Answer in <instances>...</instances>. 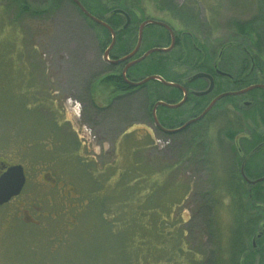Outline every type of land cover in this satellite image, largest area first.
Segmentation results:
<instances>
[{"label":"rangeland","instance_id":"rangeland-1","mask_svg":"<svg viewBox=\"0 0 264 264\" xmlns=\"http://www.w3.org/2000/svg\"><path fill=\"white\" fill-rule=\"evenodd\" d=\"M137 1L133 0L132 7L139 14L170 21L168 15L155 9L152 1ZM171 1L175 5L189 4L195 19V26L172 23L178 29L175 33L179 36L182 31L185 36L189 33L198 48L205 52L208 49L214 55L231 39L236 48L244 47V39L236 35L234 25L259 13L260 3V0H214L213 5L207 0ZM27 2L41 11L39 16L16 17L15 12L4 11L7 17H3L2 7L7 0H0V162L20 165L26 175L20 193L0 205V264H171L154 248L171 244L167 235L157 238L151 233L154 229L137 228L135 194L130 196L124 184L119 183L120 176L134 163L132 154L138 147H147L141 156L156 168L180 158L171 178L189 185V195L182 199L180 207H173L175 216L168 223L170 227L179 224L180 230H186L185 242L194 250L200 245L204 256L180 253L174 262L192 264L194 259L201 264L207 259V252L216 248L225 256L232 204L218 182L229 178L226 164L235 166L231 143L224 138L229 122L223 119L224 108L232 107L233 103L223 102L214 110L211 123L216 124L206 130L205 137L193 139L188 135L198 130L194 124L187 131L168 137L145 124L131 125L142 118L139 113H134V117L123 115V100L119 101L120 106L115 103V112L107 108L100 111L87 93L91 87L94 102L106 105L109 89L98 80L106 71L100 49L102 29L90 25L67 0L55 10H44L42 5H49L47 0ZM253 2L256 4H250ZM10 19H17V28L8 24ZM158 41L162 46L169 42L162 35L155 42ZM175 52L181 55L182 50L176 48ZM156 55H150L147 61ZM176 63L168 73L164 68L158 70L163 76L165 73L178 76L183 68L188 71L186 76L195 73L189 67L182 68L179 61ZM145 66L138 65L131 73L132 78L139 79L147 71H153ZM215 79L216 94L231 88L221 78ZM153 85V81L147 83L149 87ZM141 94L138 92L130 99L132 109L137 110L141 104ZM251 99L252 96L246 95L236 102L242 105V101ZM185 110L176 117L189 113ZM44 119L54 120V128L49 129L51 125ZM263 131L257 130L262 134ZM245 133L249 134L246 127L242 134ZM189 145H194L195 150L196 145H207V151L209 148L211 152L208 165L201 159V151L191 154L187 150ZM137 164L135 168L140 169L142 161ZM154 176L163 181L162 173ZM211 192L216 195L212 218L217 234L213 242L203 234L195 238L198 234L195 226L201 225L192 219L204 199L213 201L209 197ZM128 215L129 256L121 257L116 253L120 249L118 236L115 240L108 238L107 227L113 225L118 231L124 224L122 216ZM110 217L117 220L112 222ZM245 244L248 245L247 239ZM146 250L148 255H138ZM245 257L238 254L236 261L246 262Z\"/></svg>","mask_w":264,"mask_h":264},{"label":"trees","instance_id":"trees-1","mask_svg":"<svg viewBox=\"0 0 264 264\" xmlns=\"http://www.w3.org/2000/svg\"><path fill=\"white\" fill-rule=\"evenodd\" d=\"M62 1L64 0H47L49 5L42 6H45L44 10H47L48 8L55 10L60 7ZM78 1L89 14L109 25L113 24L115 21L113 17L114 9L124 8L128 11V9H130L129 7H131V5H128L127 1L125 2L122 0ZM167 1L168 0H160V8L168 7V9H170L172 13L177 16L180 23H185L186 26H195L193 21V10L189 4H184L183 7H177L169 2L166 4ZM262 1L263 0H260V3L258 4L259 13H255L254 17L248 21L242 23L236 21L234 25L236 35L244 39L245 45L243 48H236L231 39L229 42L222 44L220 49L214 55L209 52L208 49H205V52L198 48L195 45V41L188 33L184 39L186 50L184 52L182 51L181 55H178V53L175 52L176 49L171 53H156L157 55L153 58V60L145 66V68L149 66L150 70H153L151 73H148L147 71V75H158L165 81L181 83L188 72L183 67H189L191 70L194 67H198L203 72H208V69L211 67H217L216 69L226 73V78H218L227 82L231 87V91H238L254 84H264V4ZM67 2L75 7L90 25H96L85 17L73 1L67 0ZM111 3L116 4L115 7L112 6ZM250 4L256 3L253 2ZM4 11L15 12L16 17H20L24 14L36 17L41 13V11H38V9L29 5L27 0H7V3L3 4L2 7V16L7 17V13L4 14ZM260 15L263 17H260ZM16 22L17 19H15V21L13 19L8 20V24L14 25L15 28H17ZM97 26L105 32L104 28L99 25ZM104 37H106V34H104L102 38ZM178 61L182 66L183 71L180 72L178 76L168 75L167 73L169 72V69L173 68ZM158 68L166 69L167 73L163 71L166 76H163L159 72ZM104 81L107 85L112 84L115 86V84H117L120 88L124 87V82L121 78L114 75L107 76ZM153 82H155V85L150 86L151 90L146 92L148 97L147 100L144 101L145 107L158 100L174 103L180 99L179 90L164 86L162 83L157 81ZM202 82V80L199 81L200 84ZM125 87L128 88L127 86ZM87 95L90 102L93 103L90 99L89 91ZM246 95L252 96L251 101H242V105H238L236 101L239 100L237 99ZM223 102L233 103L232 107L224 108L223 119L225 118V120L229 122V128L227 127L225 130L224 138L231 143L229 148L233 151L235 156V166L229 167L226 164L225 171L228 170L229 178L219 180L218 184L221 185L230 201L229 203L232 204V223L228 236V246L225 249V253H223L225 256H222L221 250L216 248L217 250L214 249L213 252H207V259L202 263L264 264V206L262 207L258 204L255 205V203H261V205H264V181L256 182L259 178L264 177V131L263 134L257 132V130H264V90L257 89L244 95L227 96L222 98V100L217 102L207 114L204 121L199 124L200 127L199 125L195 126L198 130L189 134L188 137L191 136V139H193L194 136H198L199 138H203L202 136L205 137L206 130L209 129L210 126H213V124H216L214 121V123H209L208 126V122H210L211 117H213L214 110L218 109ZM117 103L118 106L119 101ZM127 103H129V99H124V105L121 106L123 115L127 109H130L125 106ZM185 104L186 105H183L175 110L160 108L162 113L161 118H158L160 124L163 127L175 129L181 120V117H176L178 114L185 112V109H187L191 114L193 112L194 114L198 113L206 104V99L203 97H189ZM114 105L115 102H113V104H109L106 107L107 110L109 111L111 109L112 111H116V109H114ZM185 106L188 108H185ZM96 108L103 111V108ZM220 114L221 112H219V115ZM167 117L171 118V120L169 119L170 121H166ZM220 119L222 118L220 117ZM44 120L45 123L51 125L49 129L54 128V120ZM217 120H219V117ZM205 122H207V124L204 127H201ZM245 127L249 134H242ZM157 133L162 137H168L176 134L163 133L162 131H158ZM197 142L200 141L197 139ZM193 146L189 145L186 148L191 152V154H195L197 150L198 152L201 151V159L206 165H208V159L211 152L209 151V148L207 151V145H196V150ZM146 149L147 147H138L133 151L132 156L134 163H130L129 167L119 178V183L121 185L122 183L124 184L125 190L130 194V196L134 193L138 202V204L136 202L135 208V222L138 226L137 228L154 229L155 232L151 233H153L154 237L156 236L157 238L158 235H167L171 244L164 246L155 245L154 248L156 249L155 253L162 254V256L167 259L168 263L177 264L174 262V259L176 256H180V253L190 254L191 256L198 254L199 258L204 256V252L202 251L200 245L196 246L194 244L196 246V250H194L190 248V243L185 242L187 240L184 239L186 230H180V227H178L180 226L179 224H175L170 227V223H168L169 221H172L175 216L176 211H173V207H180V204L190 193L188 184L182 180L178 181L171 178L173 171L181 162L180 158L170 164L168 163L156 168L149 163L148 159L146 160L145 157L141 156ZM135 155L137 158L136 162ZM143 159L145 162H143ZM190 160H193V157ZM140 161H142V166L140 165V169H136L135 167L138 166L137 163ZM199 162L202 163L200 160ZM142 171H144L145 174ZM138 173H142L144 175ZM157 173L163 174V181L155 178L154 175ZM151 175L153 176V179L151 178ZM129 177L130 180H128ZM250 182L255 183L251 184ZM162 190H164V194L162 193ZM215 196V193L211 192L209 197H211L213 201L204 202V199L203 203L200 204V206L193 212V221L195 222L197 220L201 225L200 227L195 226L198 231V234L194 235L195 238H198L199 235L203 234L207 237L208 241L210 240L213 242L215 240L214 235L217 234V231L215 222L212 218V215H214L216 201V199L214 200V198H216ZM164 197L166 198L164 199ZM244 198L246 199L244 200ZM126 219L129 220V215L127 218L122 216V222L124 224H122V227H120L121 229L118 231H115L113 225L111 227H107L108 238L115 240L118 236L117 240L119 241L118 244L120 249H117L118 252L116 253L121 257L129 256V250L127 248L129 239L128 228H126ZM110 220L114 222L113 220L117 219L115 217H110ZM167 226L169 229L165 228ZM246 239L248 241V245L245 244ZM245 245L249 248L245 249ZM114 252L115 251L111 253ZM141 253L142 255H148L147 250L139 252L138 255ZM238 254H245L246 262H244L243 259L242 262L236 261L238 259ZM255 256L260 257V259L257 260ZM191 263L198 264L195 263L194 259Z\"/></svg>","mask_w":264,"mask_h":264},{"label":"flooded vegetation","instance_id":"flooded-vegetation-1","mask_svg":"<svg viewBox=\"0 0 264 264\" xmlns=\"http://www.w3.org/2000/svg\"><path fill=\"white\" fill-rule=\"evenodd\" d=\"M122 1H125V2L127 1L128 5H131V7H129L130 9H128V11L125 10L124 8L114 9V11L115 10H119V11H117V13H113L114 14L113 17H114L115 21L111 25H109L103 21L112 29L113 35L106 28L101 26L102 28H104V31L106 32L105 33L102 30L101 38L103 37L104 34H106V37L102 38V40L100 42L101 43L100 49H101V51H103L102 52V59H103V62L105 63L104 67H105L106 71L101 73L98 80H99L100 84L104 85L105 87H108V89H109L107 102H106V105H100V106L96 102H94L93 97H92L93 92H92V89H90L91 87L89 88L90 99L93 102L94 106H96L98 108L105 109L109 104H112L113 102L116 103L120 100L124 101V99H129V103H130V99L132 97H134L133 95L138 93V92H141V93H143V95L141 94L143 99H142L141 104L137 108L138 111L132 109L128 103L125 105L126 107H128L130 109H127L124 112V115L129 116V117L130 116L134 117V115H135L134 113H139V117L142 118V120H140L138 122L137 121L132 122L131 125H135V124L143 125V124H145V125H148L146 127H148V128L150 127L152 129V131H154L156 133L158 131L163 132L162 129H172V128L163 127L160 124V121L158 119V118H161V116H162L160 108H166V109H170V110H172V109L164 107V106H157L155 108V110L153 111V106L155 103H157L159 101H162V102H165L168 104H175V103H177L183 99V91L180 89L172 87L174 89L179 90V92H180V99L177 102L169 103L168 101L158 100V101L151 103L149 106L145 107L144 101L147 100V97H148V94L146 92L151 90V87L147 86V83L149 81L146 83H143V84H138L136 86H131L127 83L126 80H128L129 82L137 83V82L145 79L146 77H148L149 75L146 74L145 76L140 77L139 79H133L131 76V73L138 65H141V64L147 65L148 63H150V61H152V60L147 61V59L150 57V55H152L154 53L155 54L156 53L157 54L171 53L176 48H180L184 52L186 50V46H185V42H184L185 38L184 39H181V38L185 36L184 35L185 32H183V31L180 32V34H181L180 36L175 33V32H177L178 29H177V27H174V25L172 23L175 24V21L179 22V20L177 19V16L175 14H173L170 9H168V7L160 8V4H161L160 0H146V1H152L153 4L156 6L155 9H157L161 13H164L166 17L168 15L170 21H167V20L162 19V18H157V17H155V18L145 17L142 14H139L138 12L133 10L134 7H132V5H135L133 0H122ZM137 2H139V0ZM168 2L175 5V3L171 0H168L166 2V4ZM183 5L184 4L182 3L179 5L176 4L175 6H177V7L182 6L183 7ZM145 21H153L154 23H149L142 28L141 37L139 40V28H140V25ZM150 28L152 29V31L148 30L146 32V30L150 29ZM159 35L164 36V40H166V41L169 40V42L166 46H162L161 43H159L161 40L158 42H155V41H157V37H159ZM171 36L174 37V46L170 51H168V52H153V53L149 54L148 56H143L147 51H149L153 48H167V47H169L170 43H171ZM112 40H113V46L110 49V51L108 52V54L106 55L107 59H105L104 58V52L109 47ZM138 41H139V46H138L137 52L129 59L117 62L121 58H124L128 54H130L137 47ZM102 47H105V48H102ZM144 47H145V49H144ZM136 60H139V61L128 66L131 62L136 61ZM106 66L109 68H107ZM216 68L217 67H211L210 68L211 70L208 69V72H203L198 67H194L192 69L195 71L194 74L189 75V76H185L184 79L181 81V83H176V84H179L184 89V91H186L185 102L180 107H182L183 105H186L185 103L189 99V97H195V98H202L203 97L206 99V104L198 113L194 114V112H193L192 114L191 113L183 114L181 116V120H180L178 126L175 128H178V127L182 126L184 123H186L187 121H189L193 118H196L198 115H200V113H202V111L209 105V103L217 95L221 94V93H219L217 95L215 94L217 83H218L215 78H218V77L226 78L227 75L218 74L219 72H221L223 74H226V73H224V72H222ZM123 71H124V74H123ZM200 72L205 73L207 75H210L212 77L213 84H212V89L209 93H207L205 95L197 96L195 93L207 90L209 85H210V80L208 78H198V79L189 81V79L193 75H195L196 73H200ZM109 75H114V76L120 77L121 80L124 82V87L120 88L119 86H117V84H115V86L112 84H110V85L105 84L104 79H106V77ZM200 80L203 81L201 84L199 83ZM152 81H156V80H152ZM172 83H174V82H172ZM125 86H127L128 88H126ZM86 90H88V88H86ZM229 90H231V89H229ZM224 92H228V91L226 90ZM141 95H139V96H141ZM216 103L214 104V106L216 105ZM214 106H212V108ZM180 107H178V108H180ZM211 109L202 118H200L199 120H197V121L193 122L192 124L186 126L181 131H183V132L187 131L186 129H189L193 124L195 126L199 125L202 121H204L205 117L211 111ZM136 115H138V114H136ZM169 119L171 120V118L167 117L166 121H170ZM156 122H157V124H156ZM209 123H211V120H210V122H208V126H209ZM199 127H200V125H199ZM4 167H7V165H5V163H3V162H0V174L4 171ZM25 181H26V175H25Z\"/></svg>","mask_w":264,"mask_h":264},{"label":"water","instance_id":"water-1","mask_svg":"<svg viewBox=\"0 0 264 264\" xmlns=\"http://www.w3.org/2000/svg\"><path fill=\"white\" fill-rule=\"evenodd\" d=\"M71 1H73L77 5L79 10L85 15L86 18H88L94 24L106 28L113 35L112 29L106 23L101 21L100 19H98V18L92 16L91 14H89L84 9V7L80 4V2L78 0H71ZM117 11H119V10H115L114 13H117ZM149 23H154V22L153 21H145V22H143L140 25V28H139V40H140V37H141L142 28L145 25L149 24ZM112 46H113V40L111 41L109 47L104 52V58L105 59H107L106 55L108 54V52L110 51ZM138 46H139V41H138L137 47L130 54H128L124 58H121L117 62H120V61H123V60L131 58L137 52ZM173 46H174V37L171 36V43H170L169 47H167V48H153V49L147 51L143 56H148L149 54H151L153 52H168V51H170L173 48ZM138 61L139 60L133 61L128 66H130V65H132V64H134V63H136ZM123 74H124V71H123ZM218 74L226 75V74H223L221 72H219ZM198 78H208L210 80V85H209L207 90L202 91V92H198V93H195V94L197 96H201V95H205V94L209 93L211 91V89H212V84H213L212 77L210 75H207L205 73H201L200 72V73H196L195 75H193L189 79V81H192V80H195V79H198ZM152 80H156V81L162 83L165 86L174 87V88H177V89H180V90L183 91V99L181 101H179V102H177L175 104H168V103L159 101V102L154 104L153 111L155 110V108L157 106H164V107L171 108V109L178 108L185 102L186 91H184V89L179 84L165 81L163 78H161L158 75L148 76L145 79H143V80H141V81H139L137 83L129 82L128 80H126V81H127V83L129 85L136 86L138 84H143V83H146V82L152 81ZM257 89L264 90V84H260L259 83V84L250 85V86L245 87L243 89H240L238 91L223 92V93L217 95L209 103V105L202 111V113H200V115H198L196 118H193V119L187 121L186 123H184L182 126H180L178 128H175V129H162V130H163L164 133H169V134H173V133L179 132L182 129H184L186 126H188V125L192 124L193 122H195V121L199 120L200 118H202L212 108V106H214V104L218 100H220V99H222L224 97H227V96L244 95V94H246V93H248V92H250L252 90H257ZM156 124H157V122H156ZM262 181H264V177L259 178L256 182H262ZM24 183H25V175H24L23 168L20 165H11V166L4 167V171L0 174V205H2L4 203H6L7 201H9L10 198L17 196L20 193ZM250 183H255V182H250Z\"/></svg>","mask_w":264,"mask_h":264},{"label":"crops","instance_id":"crops-1","mask_svg":"<svg viewBox=\"0 0 264 264\" xmlns=\"http://www.w3.org/2000/svg\"><path fill=\"white\" fill-rule=\"evenodd\" d=\"M207 1L211 2L210 4H213L212 1L214 2V0H207ZM213 5H214V4H213Z\"/></svg>","mask_w":264,"mask_h":264}]
</instances>
